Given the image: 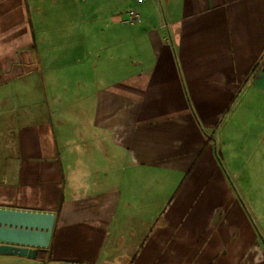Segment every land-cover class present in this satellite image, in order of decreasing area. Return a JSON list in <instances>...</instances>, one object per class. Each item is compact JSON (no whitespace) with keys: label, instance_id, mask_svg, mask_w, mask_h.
Returning a JSON list of instances; mask_svg holds the SVG:
<instances>
[{"label":"crops","instance_id":"0c3cea01","mask_svg":"<svg viewBox=\"0 0 264 264\" xmlns=\"http://www.w3.org/2000/svg\"><path fill=\"white\" fill-rule=\"evenodd\" d=\"M0 208L56 218L0 264H264V0H0Z\"/></svg>","mask_w":264,"mask_h":264},{"label":"water","instance_id":"95a60500","mask_svg":"<svg viewBox=\"0 0 264 264\" xmlns=\"http://www.w3.org/2000/svg\"><path fill=\"white\" fill-rule=\"evenodd\" d=\"M55 215L0 208V254L33 258L50 246Z\"/></svg>","mask_w":264,"mask_h":264},{"label":"rangeland","instance_id":"374dc122","mask_svg":"<svg viewBox=\"0 0 264 264\" xmlns=\"http://www.w3.org/2000/svg\"><path fill=\"white\" fill-rule=\"evenodd\" d=\"M73 6L71 7V16L72 18H78L77 15V10L79 9L78 5H75V1L73 2ZM65 15H63L62 18ZM70 16V18H71ZM60 44L67 48L65 42H69L67 38L64 36L61 37ZM72 43L74 45H79V40L73 39ZM59 74L67 73V72H58ZM78 75L77 79H83L81 74L76 73ZM74 80H76V77H73ZM59 89V88H58ZM69 91L73 90L75 91L76 94L83 95L85 88L84 87H75V88H67ZM149 179L144 181L143 178L137 177L134 182H132V205L133 209L132 212H138L139 214L137 215H132V227H137V229L143 230V231H136L137 237L136 239H132V248L126 250L123 255L125 261L133 260L137 251L140 250V245L142 244V235L145 233L144 231L146 230V226L143 225L146 224H151L152 222L157 221V218H159L161 215L160 213L164 209V204L165 202H162V197L158 195L159 189H161V184L157 183H152ZM163 191L161 192L164 196H168L167 194L169 193L167 189V184L163 187ZM172 194V193H171ZM174 194V192H173ZM168 201V200H167ZM128 262H124L123 264H127Z\"/></svg>","mask_w":264,"mask_h":264},{"label":"built area","instance_id":"2783aa9c","mask_svg":"<svg viewBox=\"0 0 264 264\" xmlns=\"http://www.w3.org/2000/svg\"><path fill=\"white\" fill-rule=\"evenodd\" d=\"M140 20V16L137 13H131L128 15L126 22L127 23H134Z\"/></svg>","mask_w":264,"mask_h":264}]
</instances>
